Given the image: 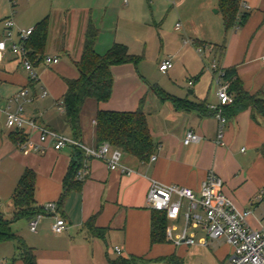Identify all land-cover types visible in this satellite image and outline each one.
<instances>
[{"label":"crops","instance_id":"1","mask_svg":"<svg viewBox=\"0 0 264 264\" xmlns=\"http://www.w3.org/2000/svg\"><path fill=\"white\" fill-rule=\"evenodd\" d=\"M119 2L51 0L24 21L19 13L16 19L18 30H35L38 23L49 17L45 57H58L60 63L47 66L39 62L38 57L33 58L38 80L31 82L30 73L25 70L22 60L11 51L3 54L0 59V105H8L20 91L28 89L30 102L23 104L25 116L46 128L72 137L65 113L59 110L67 91V81L79 77L75 63L82 53L88 21L96 25L100 19L96 12L107 13L115 4L119 6ZM217 4L218 0H205V9H214ZM125 5L129 6L128 0H125ZM70 9L87 12L86 26L78 41L73 35L68 36L67 29L63 28ZM121 12L126 10L122 9ZM239 13L247 15V21L243 25L238 22L228 34L220 29L222 32L216 30L217 36L213 37L203 26L186 31L182 29L180 32L175 29L182 42L176 51L171 52L173 55L160 61L159 67L168 60L173 63V68L166 74L158 71L168 78L164 83L152 85L133 63L114 66L111 100L101 104L87 101L81 115V143L89 148L97 147L95 127L98 111L135 112L143 107L156 145L153 154L156 160L152 161V156L148 161L141 162L124 154L122 164L130 170L129 173L110 171L103 161L86 159L90 175L80 188L72 189L62 198L73 148L57 151L50 142L44 145V153H37L32 145L38 142V138H28L20 133L24 142H29L26 148H22L14 138L19 132L6 126L5 115L0 112V213L12 219L13 194L24 172L29 169L36 174V205L57 204V216L67 223L66 231L59 235L52 231L56 223L55 215L45 216L38 225L37 233L33 234L27 220L12 225L13 232L34 250L38 264H110V261L119 258L135 259V264H200L211 255L218 261L216 264H229L228 257L233 249L225 238L209 240L205 246L202 241L206 233L200 229L189 230L197 242L192 247L177 245L174 242L177 238L172 241L168 235L166 243L152 244L151 240L153 211L148 206V195L152 183L156 181L188 189L200 197L202 183L212 171L224 180L223 193L226 197L238 209L252 211L249 219L251 226L255 229L264 226V203L255 202L252 205V201L264 190V156L261 152L264 146V117L251 108L228 116L229 123L224 130L225 145L218 146L219 122L209 109L218 104L213 76L208 70L210 63L203 62V71H198L202 54L197 53L196 47L215 44L217 49L213 57L218 59L220 67L225 71L236 69L237 77L247 93L264 96V0H241ZM130 14L129 11V17L132 16ZM10 17L14 18L15 13ZM2 18L0 22L9 17ZM218 22L217 19L209 20V25L212 28L216 24L217 27ZM0 27L2 41L5 29L2 23ZM146 30L118 29L114 43L126 45L134 56L141 52L133 47L142 46L145 56L147 40L151 36L145 33ZM31 36L24 41L25 45ZM186 38L192 39L194 44H185ZM98 43L99 40L96 51ZM177 65L185 67L188 75L193 76L188 89L177 85ZM153 86L171 97L186 101L189 106L177 108L171 100H162L152 90ZM43 90L49 93L45 98L41 97ZM16 107L13 105L12 110ZM189 132L197 134L200 141L185 145L184 140ZM94 216L95 226L106 230L101 236L91 234L88 229L87 223ZM182 219L181 216L178 221L168 223ZM21 221L26 222L25 226H17ZM116 247L120 248V255L115 253ZM170 257L173 260H167ZM0 264H25L18 255L15 243L0 245Z\"/></svg>","mask_w":264,"mask_h":264},{"label":"built area","instance_id":"2","mask_svg":"<svg viewBox=\"0 0 264 264\" xmlns=\"http://www.w3.org/2000/svg\"><path fill=\"white\" fill-rule=\"evenodd\" d=\"M20 0H10L15 7ZM33 1V0H26ZM154 1V0H150ZM248 8V7H245ZM5 36L0 41V59L2 55L11 51L18 56L24 65L26 71L30 73V81L36 82L38 74L34 67V59L30 51L26 48L24 41L28 39L34 32V29L18 30L17 24L13 17H9L3 21ZM176 31H182L181 23H177ZM185 44L193 45L192 39L186 38ZM216 46L200 45L196 47L199 54L209 52L215 55ZM47 66H54L60 63L58 57H44L41 61ZM264 63V57L262 59ZM173 68L171 60L161 63L159 70L166 74ZM208 70L213 76V84L216 87L218 104L210 106L209 109L215 112V117L219 122V130L216 144L224 146V130L229 120L224 116V108L234 103V95L231 92V83L228 82L224 75L225 70L220 67L218 59L212 56ZM49 95L47 90H43L41 97L45 98ZM29 90L23 89L8 105L1 106L0 112L5 115L6 126L12 131H16L25 137L36 136L38 142L32 145V149L37 153L45 152V144L52 143L53 148L60 151L66 147H77L85 153L87 160L98 159L103 161L110 171H121L129 173L130 170L122 164L123 152L113 148L109 144H103L95 148H89L83 143L76 141L72 137L65 136L59 132L46 128L37 123L36 120L27 118L24 114L23 104L30 102L28 99ZM17 105L15 110L12 106ZM59 110L65 113L64 104L59 105ZM200 137L189 132L184 140L185 145L198 143ZM29 142H24L22 148H26ZM156 157H152L155 161ZM90 175V168L85 162L82 169L78 172L77 179L84 181ZM225 186L224 180L210 172L202 183L200 197L195 196L188 189L177 186L163 185L154 181L148 195V206L152 211L164 213L168 221H178L182 216L184 219V228L180 231L177 227L168 228V238L177 245H186L192 247L197 244L194 234H189V230H202L206 233V238L202 244L207 246L209 240H218L225 238L226 242L232 247L233 251L228 257L229 264H264V226L255 229L249 223V219L253 213L251 210H240L238 207L226 197L223 193ZM188 201L185 207L184 201ZM264 203V190L261 191L254 201ZM1 208V205H0ZM42 213L29 221V230L37 233L40 221L47 215H55L56 223L52 226V231L56 234H62L67 229V223L63 218L57 216L58 205L55 203L45 204L41 207ZM177 235H174L175 232ZM117 255L121 254L120 248L114 249Z\"/></svg>","mask_w":264,"mask_h":264},{"label":"trees","instance_id":"3","mask_svg":"<svg viewBox=\"0 0 264 264\" xmlns=\"http://www.w3.org/2000/svg\"><path fill=\"white\" fill-rule=\"evenodd\" d=\"M241 0H218V11L222 15L225 33L228 34L234 29L238 22L245 24L247 15H241ZM5 20V19H4ZM49 17L38 23L30 40L26 43V48L30 51L32 58L38 57L41 62L45 57V51L49 37ZM100 30L89 20L83 41L80 59L75 63L79 72L76 80L67 81V91L64 96L65 120L71 131L72 138L82 142L83 129L81 115L87 101L93 100L99 104L107 103L111 100L114 89V76L112 68L128 63L136 64L138 57L130 54L126 45L114 43L105 54L96 51V44L99 40ZM225 79L231 83V92L234 95V103L224 108L223 114L228 116L240 110L251 108L254 112L264 117V96L261 94L250 95L244 90L242 82L237 77L236 69L225 71ZM152 90L162 100H171L177 108L187 107L186 101L174 98L166 94L157 86ZM215 116L214 111H210ZM96 145L109 144L115 149H119L123 154L129 155L138 161L146 162L154 154L156 145L153 142L148 126L147 116L143 107L135 112H114L98 111L96 115ZM16 141L22 145L24 137L20 133L14 135ZM73 148L72 162L64 182V192L62 198L72 189L81 187L82 182L77 179L78 172L86 162L85 153L77 148ZM264 156V146L261 149ZM36 174L27 169L12 197L13 217L7 219L0 213V245L13 242L17 245L18 255L25 264H38L34 250L17 236L12 225L20 220L28 222L42 213L41 207L36 205ZM95 218L92 217L88 223L91 234L101 236L106 230L95 226ZM168 219L164 213L153 211L151 224L152 244H162L167 242ZM167 260H173L171 257ZM110 264H135V259L126 260L119 258L110 261Z\"/></svg>","mask_w":264,"mask_h":264},{"label":"rangeland","instance_id":"4","mask_svg":"<svg viewBox=\"0 0 264 264\" xmlns=\"http://www.w3.org/2000/svg\"><path fill=\"white\" fill-rule=\"evenodd\" d=\"M50 1L51 0H33L29 3L26 0H20L17 3V6L14 7L10 0H0V19L4 16L10 17L14 12L15 22H17L16 19L18 18L19 13H21L20 19L24 21L28 18V15L42 7V4L47 5ZM128 1V7H125V0H120L119 6L115 4L114 7L108 9L107 13L105 11L100 13L96 12V15L100 16V19H98L96 23V27H98L101 33L97 52L105 54L109 51L114 43L116 30L118 29H147L145 33L151 35L147 40V55H143L142 46H134L133 48L137 52H141V54L137 56L138 61L136 64L133 63V65L138 67L139 72L146 76L152 85L164 83V81L168 79L158 72L159 64L162 59L166 58V56L173 55L171 52L176 51L179 48V44L182 42V37L177 35L175 31L177 23H181L185 31L187 29H199L200 26H203L213 37L217 36L216 30H219V32L222 30L225 34L222 15L217 12L218 4L214 9H205V0H154L151 2L148 0ZM122 9H125L126 12H121ZM129 11L132 14L131 17L128 16ZM213 19H217L219 22L217 27L216 24H214L211 28L209 20L212 21ZM86 20L87 12L70 9L69 13H67L66 22L63 28L67 29L66 33L68 36L73 35L75 41H78V39H81L82 31L85 29L84 26L86 25L84 22ZM1 23L3 24V21L0 22V24ZM137 31L141 33L139 30ZM187 34L189 35V33ZM207 45L215 44L207 43ZM201 56L202 60L199 62L198 71H203V62L207 64L212 62L213 55H210L209 52H205ZM174 63H176V59H174ZM204 71L208 73L206 67H204ZM189 74L193 73L189 72ZM191 76L192 75H188L185 67L176 66L175 78L178 86L186 87L188 89V83ZM143 104H145V100L143 101ZM184 203L185 207H187L188 201L185 200ZM25 224L26 222L21 221L17 226H25ZM27 226L29 227V222ZM168 226L169 228L177 227V230L181 231L184 228V220L182 219L179 222H169ZM180 231L175 232L174 235H177ZM217 262L216 258L211 255L208 259L202 260L200 264H216Z\"/></svg>","mask_w":264,"mask_h":264},{"label":"water","instance_id":"5","mask_svg":"<svg viewBox=\"0 0 264 264\" xmlns=\"http://www.w3.org/2000/svg\"><path fill=\"white\" fill-rule=\"evenodd\" d=\"M218 12V11H217Z\"/></svg>","mask_w":264,"mask_h":264}]
</instances>
